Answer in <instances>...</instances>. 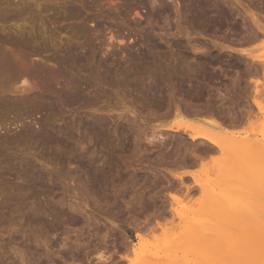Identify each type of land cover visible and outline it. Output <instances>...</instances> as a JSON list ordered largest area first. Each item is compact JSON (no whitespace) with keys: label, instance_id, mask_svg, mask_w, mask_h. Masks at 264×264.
Masks as SVG:
<instances>
[{"label":"rangeland","instance_id":"1","mask_svg":"<svg viewBox=\"0 0 264 264\" xmlns=\"http://www.w3.org/2000/svg\"><path fill=\"white\" fill-rule=\"evenodd\" d=\"M26 1L18 12L17 0H0V10L13 7L0 19V56L24 63L0 68V264H205L210 250L225 264L264 261V245L248 244L264 239V165L249 184L230 176L264 159V0ZM70 51L87 56L71 67L50 61ZM96 59L127 72L124 86L101 82ZM145 61L147 72L184 66L177 76L154 68L165 75L163 104L137 93L151 81V70L137 69ZM35 63L51 70L50 82L32 77ZM72 78L88 86L74 106L53 98L56 110L32 107L37 86L62 90ZM171 127L213 135L221 147ZM231 140L244 143L233 155ZM213 186L228 191L227 203H213L218 210L206 195ZM33 208L43 211L36 221Z\"/></svg>","mask_w":264,"mask_h":264},{"label":"bare ground","instance_id":"2","mask_svg":"<svg viewBox=\"0 0 264 264\" xmlns=\"http://www.w3.org/2000/svg\"><path fill=\"white\" fill-rule=\"evenodd\" d=\"M6 1V0H5ZM11 1V0H10ZM26 0H24V2H23V0L21 1V0H17V2H16V4L17 5H19L20 7H19V9L17 8L18 6L17 5H15V6H17L16 8H13V7H10V8H8V10H7V8L5 9V7L6 6H2L3 8H4V10L3 9H1V10H3V12H2V14L0 15V19H4V18H6V19H8L9 17H11V15H13V13L12 12H10L11 10H12V8H13V10H16L17 9V11L18 12H23L24 10H25V5L27 4L26 2H25ZM193 2H194V0H193ZM196 2V1H195ZM199 2V1H198ZM4 3V2H3ZM6 3H9L10 4V2H6ZM26 3V4H25ZM1 4V3H0ZM5 4V3H4ZM13 4V3H12ZM30 4V3H29ZM200 4V3H199ZM5 5H7V4H5ZM8 6V5H7ZM1 8V7H0ZM199 8V7H198ZM33 9V8H32ZM31 9V11L33 12L34 10H32ZM203 9V8H202ZM0 10V11H1ZM198 10V9H197ZM205 10V9H204ZM203 10V11H204ZM16 11V12H17ZM27 11V10H26ZM30 11V12H31ZM136 12V11H135ZM200 12H202V11H200ZM138 13V12H137ZM33 14V13H32ZM76 14V13H75ZM78 14V13H77ZM139 14V13H138ZM36 16V15H35ZM74 16V15H73ZM77 16V15H76ZM138 16V15H137ZM15 18H17L16 16H14ZM33 17V16H32ZM15 18H13V19H15ZM79 18H81V17H79ZM6 19H4V20H6ZM32 22H34V21H32ZM85 22V21H84ZM114 36V35H113ZM34 38V37H33ZM112 37H110V39H111ZM115 38V37H114ZM2 39V38H1ZM8 40V39H7ZM5 41V40H4ZM4 41H2V42H4ZM15 43V42H14ZM33 43V42H32ZM35 43H36V41H35ZM15 44H17V43H15ZM28 44V43H27ZM37 44V43H36ZM34 45V44H33ZM38 45V44H37ZM35 46V45H34ZM25 48H27V47H25ZM18 50H19V48H17ZM30 49V48H29ZM40 49V48H39ZM38 49V50H39ZM71 50H72V48H70ZM75 49V48H74ZM25 50V49H24ZM80 50V49H79ZM2 51V50H1ZM4 51V50H3ZM22 52H25V51H23V49L21 50ZM31 51V50H30ZM75 51V50H74ZM88 51V50H87ZM5 52V51H4ZM3 52V53H4ZM36 52V50H34V49H32V55L34 56L35 53ZM52 52V51H51ZM72 51H70V54H64V55H62V56H56L57 54H53V56H52V59L50 58V61H54L57 65H70V67H71V64L73 63V62H77V63H80V62H82L85 58H86V56H87V54H86V51H83V52H72ZM243 52V51H242ZM1 53V52H0ZM57 53V52H56ZM7 54H10V52L9 53H7ZM89 54V53H88ZM16 55V54H15ZM46 55V54H45ZM48 55L50 56V54L48 53ZM19 56V55H18ZM38 56V55H37ZM40 56V55H39ZM1 58H0V60H2L1 62H0V68H1V70H2V66L4 67L7 63H8V65H7V67L5 66L4 68H6L5 70H7V68H9L10 69V71L13 69L14 71H16V70H18L19 68H21L22 66H24V63L23 62H20L18 59H17V57L15 58L14 56H13V59L11 58L12 56H8V55H6V53L5 54H2L1 56H0ZM51 57V56H50ZM15 58V59H14ZM135 58V57H134ZM167 58V57H166ZM169 58V57H168ZM23 59L24 60H26L24 57H23ZM129 59V58H128ZM133 58H131V60H132ZM161 59V58H160ZM179 59V58H178ZM182 59V58H181ZM9 60V62H7V61ZM21 60V59H20ZM48 60V59H47ZM104 60V59H103ZM170 60V59H169ZM172 60V59H171ZM95 61H97V68H99V70L100 69H102L104 72L103 73H105V75L102 77V81L101 82H103L104 84H107V85H111V87H119V86H121V84H122V82H121V79H122V77L123 78H126V77H124L123 76V73L124 72H122V77H121V75L120 74H118L119 72H115V71H113L114 70V68H113V65H112V63H110L109 65L106 63V61H105V64H104V62L102 61V60H95ZM107 61H108V59H107ZM134 61V60H133ZM137 61V60H136ZM139 61V60H138ZM167 61V60H166ZM176 61V60H175ZM177 61H180V60H177ZM5 62H7L6 64H5ZM43 62V61H42ZM53 62V63H54ZM173 62V61H172ZM183 62V61H182ZM41 63V62H40ZM49 63H51V62H49ZM93 63H94V61H93ZM109 63V62H108ZM138 63V62H137ZM140 63H141V61H140ZM149 63L150 62H147V61H145L144 63H142V64H140V65H137L138 67H137V69H138V71L140 72V73H142L143 74V72H145V73H147V76L149 77L148 79H150L151 81L150 82H148L147 83V87H145V84L141 87V92H137V93H140L141 95H139V96H141V98L140 99H142L143 97H145V100H147V101H149L150 102V104H151V102L153 101V102H157L158 104H159V101H162V100H160V99H158V97L157 96H159V98L161 97V93L159 92L161 89L159 88V82H162V78H163V76H165V75H163V76H161L162 78L160 79V75H158L157 76V74L158 73H162V74H164V73H167V74H172V73H174V75H176L177 76V73H180V71H182L181 69H183V68H181L180 69V67L179 66H181V65H179L180 63H173V65L171 66V64H170V66L169 65H166L167 67H165V68H163V67H160V69L159 68H157L158 66L156 65V64H154V68H155V70L157 71V70H159V71H155L154 70V68H153V71H155V73H157L156 74V76H155V73H152L153 71H152V69H150V70H148V72H147V69H146V65L148 64L149 65ZM167 63V62H166ZM5 64V65H4ZM28 64V63H27ZM56 64H55V66H56ZM151 64V63H150ZM164 64V63H163ZM187 64V63H186ZM29 65V64H28ZM54 65V64H53ZM78 65H81V64H78ZM83 65V64H82ZM147 65V66H148ZM152 65V67H153V63L151 64ZM117 66V65H116ZM169 66V67H168ZM193 66V65H192ZM181 67H184V66H181ZM189 67H190V65H189ZM12 68V69H11ZM59 68H61V67H59ZM81 68V67H80ZM84 68H86V65H85V67ZM95 68H96V66H95ZM195 68V67H194ZM8 69V70H9ZM30 69V68H29ZM32 77H34V76H36V75H40V76H42V77H44V78H46L47 79V81L48 82H50L51 81V77H53V75L51 74V70L49 69V68H47V66H44V65H38V64H32ZM79 69V68H78ZM89 69V68H88ZM125 69V68H124ZM165 69V70H164ZM189 69V68H188ZM187 69V70H188ZM12 70V71H13ZM53 70V69H52ZM72 70H73V68H72ZM85 70V69H84ZM92 70V69H91ZM98 70V69H97ZM101 70V71H102ZM186 70V69H185ZM4 71V70H3ZM56 71H58V70H56ZM60 72V74L62 75V73H61V71H62V69L61 70H59ZM86 71L88 72L89 70H87L86 69ZM118 71V70H117ZM125 71V70H124ZM149 71L152 73V74H154V75H152L151 73H149ZM162 71V72H161ZM193 71H194V69H193ZM192 71V72H193ZM200 71V70H199ZM55 72V71H54ZM53 72V73H54ZM97 72H99V71H97ZM172 72V73H171ZM184 72V71H183ZM187 72V71H186ZM191 72V73H192ZM195 72V71H194ZM58 73V72H57ZM57 73H55V74H57ZM131 73V72H130ZM149 73V74H148ZM176 73V74H175ZM182 73V72H181ZM180 73V74H181ZM196 73V72H195ZM194 73V74H195ZM124 74H127V72L126 73H124ZM161 74V75H162ZM166 74V75H167ZM193 74V75H194ZM64 75V74H63ZM62 75V76H63ZM99 75V74H98ZM120 75V76H119ZM130 75V74H129ZM145 77H147L146 76V74H143ZM183 75V74H182ZM191 75V74H190ZM1 76V75H0ZM4 76V75H3ZM2 76V77H3ZM16 76V75H15ZM152 76V77H151ZM5 77V76H4ZM37 77V76H36ZM35 77V78H36ZM56 77H58V74H57V76ZM151 77V78H150ZM157 77H158V79H157ZM183 77V76H182ZM8 78V77H7ZM10 78V77H9ZM16 78V77H15ZM18 78V77H17ZM23 78V77H22ZM21 78V79H22ZM25 78V77H24ZM119 78H121L120 80H119ZM137 78V77H136ZM140 78H141V76H140ZM166 78V77H165ZM167 78H169V76L167 77ZM180 78V77H179ZM193 78V77H192ZM127 79V78H126ZM170 79V78H169ZM137 80V79H136ZM142 80V79H141ZM145 80V79H144ZM21 81V80H20ZM69 81H70V79H69ZM72 81H73V78H72ZM143 81V80H142ZM163 81H164V79H163ZM183 81V80H182ZM99 82V81H98ZM130 82V83H129ZM140 82V81H139ZM24 83V82H23ZM69 85H68V87L66 88L65 87V89L64 88H62V90L61 89H54L50 84H47V85H45V84H42V85H40V86H37V88H36V90H38V92H39V96L38 95H36L35 94V91H32V107H35V108H38L39 110H42V111H46V110H49V109H51V110H56V108H55V105H56V102H55V100H53V98H55L56 100H58L59 101V103H63L64 102V104H65V106L67 105V106H71V105H73L74 106V104H75V102H77V100H79L80 99V97H81V95H83L82 93L84 92V90H86L87 88H88V86L86 85V84H84L85 83V81H84V83H80V82H78V81H73V83L72 84H70L69 82H67ZM128 83L129 84H127V85H136V86H138V83H137V81H134V80H130V81H128ZM142 83V82H141ZM120 84V85H119ZM165 84V83H164ZM163 84V85H164ZM123 86H124V83L122 84ZM84 86V87H83ZM131 86V87H132ZM134 86H133V88H134ZM140 86V85H139ZM19 88V87H18ZM21 88V87H20ZM35 88H34V90H35ZM128 88V87H127ZM132 88V89H133ZM166 88H167V86H166ZM28 88L27 87H25V88H23L22 87V89H21V93L23 94L20 98H19V100L20 101H18V102H20L21 103V101H22V103L27 99L26 98V93H25V91H28L27 90ZM33 89V88H32ZM126 89V88H125ZM138 89V88H137ZM160 89V90H159ZM15 90V89H14ZM135 90V89H134ZM19 91V90H18ZM137 91V90H136ZM162 91V90H161ZM34 92V93H33ZM158 92L160 93L159 95H158ZM18 94V93H17ZM144 95V96H143ZM163 96V95H162ZM165 96V95H164ZM84 98V97H83ZM144 99V98H143ZM142 99V100H143ZM157 99L159 100V101H157ZM141 100V101H142ZM145 100H143V101H145ZM17 101V100H16ZM89 101V100H88ZM138 101V100H137ZM152 102V103H153ZM29 103V102H28ZM30 103V104H31ZM89 103V102H88ZM162 104H163V101H162ZM167 104H168V102H167ZM178 104V103H177ZM83 105V104H82ZM85 105V104H84ZM87 105V104H86ZM154 105H155V103H154ZM153 105V106H154ZM170 105V104H169ZM145 106V105H144ZM160 106V105H159ZM172 106V105H171ZM57 107V106H56ZM180 107V106H179ZM7 108V107H6ZM55 108V109H54ZM148 108H149V106H148ZM158 108V107H157ZM167 108V107H166ZM150 109V108H149ZM155 109V108H154ZM171 109V108H170ZM158 110V109H157ZM168 110V109H167ZM166 110V111H167ZM171 110H173V109H171ZM176 110H178V108H176ZM206 110V109H205ZM183 111V110H182ZM198 111V110H197ZM134 112V111H133ZM185 112V111H184ZM202 112V111H201ZM194 113H195V110H194ZM203 113V112H202ZM223 113V112H222ZM134 114V113H133ZM139 114V113H138ZM188 114V113H187ZM230 114V113H229ZM135 115V114H134ZM133 115V116H134ZM154 115H156V114H154ZM159 115V114H158ZM169 115H171V114H169ZM200 115V114H199ZM132 116V115H131ZM137 116V115H136ZM135 116V117H136ZM139 116V115H138ZM165 116H166V114H165ZM208 116H210V115H208ZM233 116V115H232ZM135 117H133V118H135ZM156 117H157V115H156ZM204 117V116H203ZM206 118V117H205ZM208 118V117H207ZM211 118V117H210ZM232 118V117H231ZM236 119V118H235ZM215 120V119H214ZM217 120V119H216ZM210 121V120H209ZM210 122H212V121H210ZM232 122V121H231ZM213 123L217 126V128L219 127L220 129V131H226V129H224V128H221V126H220V124L218 123V122H216V121H213ZM214 125V126H215ZM136 126V125H135ZM215 126V127H216ZM93 131V130H92ZM97 131V130H96ZM169 131L170 132H175V133H179V132H183V135H188L189 136V139L190 140H192L193 142L194 141H196V140H203L204 142H206L209 146L208 147H211V148H220L221 147V144L218 142V141H216V139L214 138V136L213 135H209V134H204V135H202V136H196V135H193V134H189L188 132H187V130H185V129H182V130H179L177 127H171V128H169ZM44 133V132H43ZM47 134V133H46ZM52 136V135H51ZM52 139V138H51ZM55 139V138H54ZM53 139V140H54ZM48 140V139H47ZM158 140H160V138H158ZM203 143V142H202ZM98 145V144H97ZM96 146V145H95ZM205 146H207L206 144H205ZM244 146V143H242V142H236V141H228L227 143H226V147H227V153L229 154V155H233V154H235L237 151H239V149L240 148H242ZM198 148V147H197ZM192 149V148H191ZM224 149H226V148H224ZM186 150V149H185ZM201 150V149H200ZM185 153V152H184ZM193 153V152H192ZM197 153H195V155H196ZM90 155V154H89ZM193 155H194V153H193ZM92 156V155H91ZM90 156V157H91ZM94 156V155H93ZM89 157V158H90ZM93 158V157H92ZM197 158V157H196ZM183 159V158H182ZM95 160V159H94ZM89 161H91V160H89ZM182 161V160H181ZM185 161V160H184ZM92 162V161H91ZM94 162V161H93ZM89 163V162H88ZM95 163V162H94ZM85 164V163H84ZM264 165V159H262V158H256V159H253V160H250L249 162H245V161H243L240 165H238V166H236L231 172H230V176L233 178V179H235L234 181L237 183V184H239V185H244V184H249L252 180H254V178L255 177H258L259 175H258V171H261L262 170V166ZM95 165H96V163H95ZM94 165V166H95ZM31 168V167H30ZM32 168H33V166H32ZM92 170V169H91ZM186 173V172H185ZM38 173H36V171H33L32 170V179L30 180H26V182L28 183V184H30L31 183V181H32V186H34V184H35V182L37 181V180H39L40 179V177L39 178H37L38 177V175H37ZM261 174V173H260ZM96 175H98V174H96ZM3 175L2 174H0V178H2L3 179V177H2ZM165 177V176H164ZM179 177V180L181 181L182 180V178H181V176H178ZM166 180V179H165ZM227 180V179H226ZM225 179H223V182L221 181V184H218L217 186L218 187H221L224 183H226L227 181H226ZM228 180H230V178H228ZM179 181V182H180ZM165 182V181H164ZM183 185V184H182ZM215 186V185H214ZM213 186V187H214ZM225 186V185H224ZM206 195H208V199H210L209 201H211V199H213V201H211L210 203L212 204V207L213 206H215V205H213V203L215 204V203H217V204H224V203H227L228 202V191H227V189H221V188H219V190L217 191V189H215V187H214V189L213 188H209V189H207L206 190ZM250 194H249V192H247V191H244V198L245 199H243V200H241V201H244V202H248V201H246V198H247V196H249ZM210 197V198H209ZM37 204V203H36ZM211 206V205H210ZM218 205H216V207H217ZM246 206V205H245ZM36 207H37V205H36ZM216 207H213L214 209L216 208ZM212 208V209H213ZM245 208H255L254 206H246ZM259 208H262V207H260V206H256V209H259ZM35 209L37 210L38 208H33L32 209V218L35 220L36 218H38V216H40V214L43 212H39V213H37V215L38 216H36V213H35ZM44 210V209H43ZM216 210H218L217 208H216ZM45 212V211H44ZM45 214V213H44ZM47 214V213H46ZM48 215V214H47ZM58 215V214H57ZM46 216V215H45ZM54 216V215H53ZM52 216V217H53ZM47 217V216H46ZM45 217V218H46ZM39 219V218H38ZM47 219V218H46ZM45 219V220H46ZM43 220V219H42ZM44 220V221H45ZM36 221V220H35ZM44 223V222H43ZM46 223V222H45ZM48 223V222H47ZM209 225V224H208ZM55 227V226H54ZM191 227V226H190ZM253 237H251V238H249V239H251L250 241H248V244H250L252 247H254V248H256V250L257 249H260V250H262L261 249V246H262V248H263V245H264V242H263V240L262 239H260V238H257L256 237V239L255 238H253ZM233 241H231V242H234V241H236V240H234V239H232ZM230 241V240H229ZM239 241V240H238ZM223 242V241H222ZM263 242V243H262ZM226 243V242H225ZM196 244H198V243H196ZM247 244V245H248ZM192 245V244H191ZM225 245H227V244H225ZM229 245V244H228ZM229 247V246H228ZM247 247V246H246ZM246 247H245V249H246ZM225 248H226V246H225ZM244 248V247H243ZM195 249V248H194ZM243 250V249H242ZM250 250V249H249ZM190 251H192V250H190ZM206 251V250H205ZM245 251V250H244ZM253 251H255V250H253ZM259 251V250H258ZM195 252H196V250H195ZM200 252V251H199ZM213 252H214V250H210V251H206L205 253H204V256H205V260L204 261H206L205 262V264H225L224 263V258H220V259H217V260H215V259H213ZM243 253V252H242ZM256 253H257V251H256ZM260 253V252H259ZM194 254H196L197 255V253H194ZM251 254V253H250ZM192 255V254H191ZM200 255H201V253H200ZM199 255V257H200V260L202 259V257ZM229 255V254H228ZM231 255V254H230ZM172 258V257H171ZM197 258V257H196ZM262 259H264V258H262ZM262 259H260V260H262ZM189 260V259H188ZM192 260V259H191ZM259 260V261H260ZM186 262H188L187 260H186ZM174 263V262H173ZM178 263H179V261H178ZM203 264H204V262H202ZM181 264H183V263H181ZM188 264H190V263H188ZM239 264H241V263H239ZM243 264V263H242ZM258 264H264V261H261V262H259Z\"/></svg>","mask_w":264,"mask_h":264}]
</instances>
